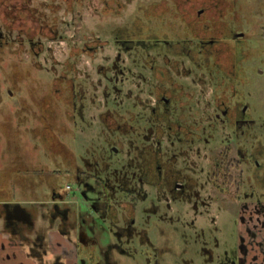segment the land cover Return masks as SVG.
Returning a JSON list of instances; mask_svg holds the SVG:
<instances>
[{
    "label": "flooded vegetation",
    "instance_id": "flooded-vegetation-1",
    "mask_svg": "<svg viewBox=\"0 0 264 264\" xmlns=\"http://www.w3.org/2000/svg\"><path fill=\"white\" fill-rule=\"evenodd\" d=\"M33 2L0 0L7 258L118 264L123 238L130 246L148 233L134 227L137 213L149 217V201L192 227L231 210L243 226L234 264H264V200L247 190L253 46L264 42V0H155L127 16L121 0H102L100 13L121 20L101 39L81 27L62 34L73 29V0ZM67 40L56 69L51 44ZM106 49L99 63L81 64ZM192 261L211 264L198 254Z\"/></svg>",
    "mask_w": 264,
    "mask_h": 264
},
{
    "label": "rangeland",
    "instance_id": "rangeland-1",
    "mask_svg": "<svg viewBox=\"0 0 264 264\" xmlns=\"http://www.w3.org/2000/svg\"><path fill=\"white\" fill-rule=\"evenodd\" d=\"M33 1L32 5L36 6L38 2L43 0ZM121 1L126 5L124 13L127 16L137 6L155 0ZM242 3L244 5V0H242ZM101 7L102 0H73V29H67L66 34H64L65 28L63 27L62 34L65 37H70L77 27H81L78 32L94 33L100 39L105 34L113 33L114 22H119L121 19L112 20L111 16H103L100 13ZM61 8H63V5ZM58 16L65 18V21L69 20V16H65L62 10ZM91 37L89 35V39ZM80 39L77 38L78 43ZM69 40H73V43L76 42L74 37L69 38ZM70 45H72V41L51 44L56 59L53 65L56 66V69H59L60 63L67 57ZM253 48L254 73L252 88L249 91L250 113L253 122L250 126L252 139L249 149L252 152L254 166L249 170L250 179L247 190L255 199L264 200V42L255 39ZM107 51L106 49L104 52H99L93 63H90L88 58L84 57L81 59V64L85 67L88 63L95 65L100 62ZM43 59L44 57H41L40 64L44 67L46 65V68L49 69L52 63L48 62L47 57H45V60ZM88 72L91 76L96 77L93 71ZM34 76L39 77L35 73ZM119 109L129 112L131 107L123 104ZM129 125L133 127L134 123L131 122ZM62 140L67 142L72 151L73 145L69 142V137L65 136ZM82 149H86L85 144L78 149L79 152ZM62 182L68 184L71 181L64 177ZM72 194L73 191H70L68 196L70 199H72ZM146 206L148 207L147 215L149 217L146 218L145 212L137 213V225L134 229L136 227L146 229L148 233L144 237L139 233L135 235L134 241H132L133 245L130 246L128 240L123 238L122 249L125 254L119 255L118 264H202L201 262L192 261L196 254L202 260L211 262V264H234V259L238 254L237 246L243 233V226L237 219L236 213H232L231 210L230 212L223 211L220 212L219 218L217 215L215 224L205 223L201 227H192L187 221H183V223L176 220L175 218H179V216L172 214V211L168 210L166 206H154L149 201Z\"/></svg>",
    "mask_w": 264,
    "mask_h": 264
},
{
    "label": "crops",
    "instance_id": "crops-1",
    "mask_svg": "<svg viewBox=\"0 0 264 264\" xmlns=\"http://www.w3.org/2000/svg\"><path fill=\"white\" fill-rule=\"evenodd\" d=\"M7 239V234L4 232H1V222H0V242L4 241L6 242ZM64 239L61 238V241H63ZM67 246V248H69L68 243L62 244ZM13 250L11 248H3L0 249V264H20L21 262H25V260H23L22 257H18L17 261L14 260L13 258H7V254H10ZM71 257V256H70ZM73 264V258L68 259V264ZM23 264V263H22Z\"/></svg>",
    "mask_w": 264,
    "mask_h": 264
}]
</instances>
